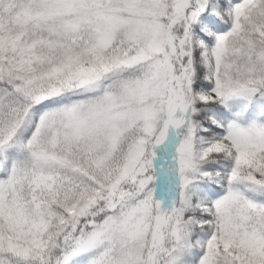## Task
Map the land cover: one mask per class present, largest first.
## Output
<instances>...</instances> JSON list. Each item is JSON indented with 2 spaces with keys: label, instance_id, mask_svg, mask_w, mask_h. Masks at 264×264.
<instances>
[{
  "label": "snow or ice",
  "instance_id": "1",
  "mask_svg": "<svg viewBox=\"0 0 264 264\" xmlns=\"http://www.w3.org/2000/svg\"><path fill=\"white\" fill-rule=\"evenodd\" d=\"M0 264H264V0H0Z\"/></svg>",
  "mask_w": 264,
  "mask_h": 264
}]
</instances>
